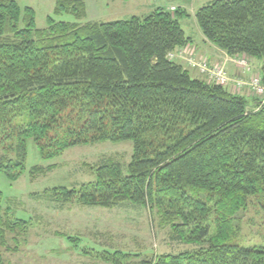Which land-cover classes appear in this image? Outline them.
<instances>
[{
    "label": "trees",
    "instance_id": "trees-1",
    "mask_svg": "<svg viewBox=\"0 0 264 264\" xmlns=\"http://www.w3.org/2000/svg\"><path fill=\"white\" fill-rule=\"evenodd\" d=\"M53 14L37 28L32 7L0 0V173L14 181L27 171L29 141L43 159L131 141L126 171L104 160L78 189L43 194L82 206L145 207L195 246L134 263L116 252L113 264H264V242L244 244L236 233L254 198L264 213V104L192 76L170 57L192 42L181 24L186 11L80 23L55 17L86 18L85 1L57 0ZM195 19L229 56L263 60L264 83V0H211ZM16 209L0 191V264L14 250L12 235L29 224Z\"/></svg>",
    "mask_w": 264,
    "mask_h": 264
},
{
    "label": "rangeland",
    "instance_id": "rangeland-1",
    "mask_svg": "<svg viewBox=\"0 0 264 264\" xmlns=\"http://www.w3.org/2000/svg\"><path fill=\"white\" fill-rule=\"evenodd\" d=\"M56 1L19 0L22 7L29 6L35 10L37 28H44L47 17L54 15ZM84 1L86 18L77 20L71 15H63L55 19L80 23L111 21L128 19L134 15L143 16L156 8H165L172 13L182 9L188 14L181 19L182 27L187 35L197 41L202 31L195 19V13L211 0ZM186 46L181 47L182 55L188 51L199 61H206L196 57ZM182 55H179V59L190 69L192 76H197L198 72L202 75L199 69L190 67ZM243 59L250 63L251 71L243 73L238 66L237 61ZM230 61L240 69L241 74L229 75L223 68L230 77L226 84L228 87L234 88V79L249 81L255 75L262 76L261 69L257 68L259 64L260 67L263 65L261 59L254 61L247 57L232 56ZM205 79L210 80L208 77ZM262 86L264 88V83ZM243 89L251 91L247 86ZM250 93L249 100L256 99L253 101L261 104V99ZM132 153L131 141H105L75 146L55 158L43 159L33 142L29 141L27 171L14 181L0 173V191L3 196L14 198L17 205L16 216L29 220L27 230L12 235L17 239L10 240V246L14 250L4 251L3 264H113L116 252L127 254L130 256L128 261L134 263L143 257L152 258L193 249L195 246L192 243L173 237L171 228L162 227L159 216L151 215L145 207L130 203L114 208L90 207L77 202L58 201L57 197L60 196H45L54 188L78 189L82 184L94 180L95 168L104 160L118 161L126 171ZM50 165L54 167L49 171L33 176L29 173L32 166ZM259 202V199L254 198L248 208L238 216L240 224L236 232L237 239L244 244L264 242V213L258 205Z\"/></svg>",
    "mask_w": 264,
    "mask_h": 264
},
{
    "label": "built area",
    "instance_id": "built-area-1",
    "mask_svg": "<svg viewBox=\"0 0 264 264\" xmlns=\"http://www.w3.org/2000/svg\"><path fill=\"white\" fill-rule=\"evenodd\" d=\"M182 51L183 50H180L177 53H171L170 57H179V55L183 54ZM181 57H186V55L184 54ZM186 60L191 67H196L203 75H206L212 81H216L217 83L226 86L230 80V77L222 68L210 67L205 61H197L191 56L186 57ZM237 63L243 69V72L250 71L251 68L249 62L245 61V59L242 61L238 60ZM234 82L237 88L245 86H247L248 89L250 88V92L258 96L261 99V103H264V88L262 86L263 80L260 75L253 76L249 81L234 79Z\"/></svg>",
    "mask_w": 264,
    "mask_h": 264
},
{
    "label": "crops",
    "instance_id": "crops-1",
    "mask_svg": "<svg viewBox=\"0 0 264 264\" xmlns=\"http://www.w3.org/2000/svg\"><path fill=\"white\" fill-rule=\"evenodd\" d=\"M186 47L190 48V51L193 52L196 57L206 59L210 65L226 69L229 75L240 76V69L232 61H230L231 57L217 46L208 42L202 33L197 41L193 38L192 43H189ZM253 60L255 61V59ZM257 68L261 69L260 64ZM197 76H200L199 72ZM230 89H233V87H230ZM242 93L248 95L246 89H243Z\"/></svg>",
    "mask_w": 264,
    "mask_h": 264
}]
</instances>
